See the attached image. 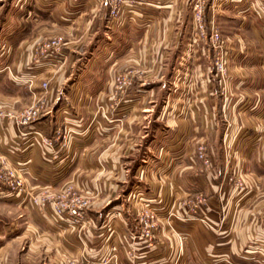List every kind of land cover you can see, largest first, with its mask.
Wrapping results in <instances>:
<instances>
[{
	"label": "crops",
	"instance_id": "obj_1",
	"mask_svg": "<svg viewBox=\"0 0 264 264\" xmlns=\"http://www.w3.org/2000/svg\"><path fill=\"white\" fill-rule=\"evenodd\" d=\"M143 1L117 20L110 0H0L1 151L35 195L56 200L70 188L91 200L83 231L62 234L39 215L57 241L50 264H264V6L209 0L208 28L228 26L229 49L242 52L219 80L211 54L178 51L204 44L190 38L189 0ZM59 34L64 52L35 60ZM122 76L131 85L118 106ZM44 92L40 121L21 128L7 117ZM43 131L59 136L55 161L38 140ZM144 140L148 163L133 167ZM144 206L157 216L152 247L140 237Z\"/></svg>",
	"mask_w": 264,
	"mask_h": 264
},
{
	"label": "built area",
	"instance_id": "obj_2",
	"mask_svg": "<svg viewBox=\"0 0 264 264\" xmlns=\"http://www.w3.org/2000/svg\"><path fill=\"white\" fill-rule=\"evenodd\" d=\"M250 1L251 3L260 1L264 6V0ZM110 3L112 4L111 15L113 17L119 16L123 6V0H110ZM208 3L209 0L196 1L194 7V36L196 40H201L202 38L209 40L215 51L218 50V48L222 50L224 41L218 27L216 25H212L210 28H208V32L206 29L204 17ZM63 45L64 40L61 37L49 39L44 44H42L34 59L40 61L42 58H52L53 55L61 54L63 51ZM226 65L227 61L223 55H219L215 60L217 73L224 75L226 71ZM130 85V77H118L116 80L115 89L118 93H124ZM42 88L46 92L48 89V84L44 83ZM45 92L28 109L18 114L9 113L7 117L10 120H13L18 127H31L49 113L48 100ZM38 138L41 145L44 146L48 157H50L52 161L57 160L58 155L55 142L58 140L59 136L53 137L51 134L48 135L47 132L43 131L38 134ZM31 140H33L32 142L37 141L34 140V137H32ZM199 158L204 161L206 167H211V160L204 148L200 150ZM0 160H2L4 163L7 162V171L5 172V175L1 177V179L3 178L2 180L4 181V184L10 188V193L13 196L25 195L27 200L34 204L39 215L44 218L47 224H51L54 229L62 234H66V232L71 229L75 231H83L85 228H87V226L92 224L91 216L89 214L91 207V200L89 198L72 193V189L70 188L66 195H63L56 200H49L47 197L33 195L32 191L28 187V182L23 175V167L19 164H16L15 162L10 161L9 157L1 150ZM237 186H241V184L238 183ZM136 195L137 196L134 197V201H139L142 203L140 200V193H137ZM205 202V200L199 201L198 205L191 207L192 210H195L197 206H204ZM50 206L53 208L54 214L56 215L55 217H52V215L49 214ZM116 214L121 216L123 212L118 211ZM156 217V212L150 208L146 211V215H144L142 218L143 225L140 237L147 239L150 247H152L153 242L156 239L154 234Z\"/></svg>",
	"mask_w": 264,
	"mask_h": 264
},
{
	"label": "rangeland",
	"instance_id": "obj_3",
	"mask_svg": "<svg viewBox=\"0 0 264 264\" xmlns=\"http://www.w3.org/2000/svg\"><path fill=\"white\" fill-rule=\"evenodd\" d=\"M197 0H189V5L187 8V26H190V21L193 25L194 21V7ZM141 3H145L143 0H123V6L121 8V12L119 16L125 11L126 8L134 9L137 8V13L141 11ZM110 5H112L110 3ZM112 10V6H110ZM209 7L207 6L206 14L208 12ZM143 11V10H142ZM205 14V15H206ZM119 16L117 20L120 19ZM114 19V17H112ZM205 19V17H204ZM206 29L208 32V23L205 22ZM208 25V26H207ZM194 27V26H193ZM193 27L191 29L190 38L195 39L194 36V30ZM219 29V28H218ZM226 30L224 33L219 29V32L222 36V39L224 41L223 49L215 51L212 44L209 40H205V38H202L201 41H204V44L201 45H184L183 47L179 48V53L182 54L183 51L187 55L188 58H191L195 56V54H199L200 49L201 53H206L208 55L211 54V65L213 67V76L217 77L219 80H225V78L228 76V64L226 65V71L225 74L222 75L220 73H217V68L215 66V60L219 55H223L225 60L228 62L230 61L229 65H236L238 62L242 61V52L238 51L237 49L230 50L229 45L227 43L225 34L228 32L229 27L226 26ZM103 32V31H102ZM100 32V33H102ZM189 28L184 30V33L188 35ZM98 34L95 41L97 42L101 34ZM56 37H61L64 40L63 35H57ZM52 39V38H51ZM46 41H43L38 48L40 50L42 44H44ZM65 42V40H64ZM200 43V42H199ZM94 45L91 46L89 49V53L93 52ZM65 46L63 45L62 52H64ZM205 49V51H203ZM246 52L243 53L245 55ZM59 55V54H58ZM58 55H53L52 59L57 58ZM185 55V56H186ZM60 56V55H59ZM202 57V56H201ZM50 59V58H49ZM192 61V60H190ZM59 68V67H58ZM55 68V69H58ZM193 76L191 77V84H193L195 81ZM116 80V79H115ZM196 80V79H195ZM218 80V81H219ZM255 83V82H253ZM120 93V92H119ZM122 95V94H121ZM121 95L117 94L114 95L115 99L117 100L116 103H118V106H122L124 102H126V97L128 94L125 95L124 98H120ZM161 96L159 95L158 99H160ZM125 99V100H124ZM32 101V100H31ZM30 101V102H31ZM30 102L28 103V106L26 109H28L33 104ZM34 102V100H33ZM25 109V110H26ZM24 111V110H23ZM155 128V127H154ZM151 131V130H149ZM150 136V135H148ZM149 138V137H148ZM147 139V137L145 138ZM143 149L140 153V156L137 157L136 162L133 163V167H136L138 164H140L141 168L146 162L145 159V150L147 149V146L145 145V140L142 142ZM205 149V147H203ZM202 149V148H201ZM200 149V150H201ZM1 150V147H0ZM203 161V160H202ZM204 162V161H203ZM205 164V163H204ZM206 166V165H205ZM7 162L4 163L2 160H0V264H50L51 263V257L52 254L50 253V246L57 245V241L50 237V233L48 231L47 225L41 221V218L39 216V213L36 210V207L34 204H32L29 200L26 204H20L17 201H7L5 200V193L4 192H10V188L4 184V181L1 179L5 175V172L7 171ZM144 168V167H143ZM141 181V179H140ZM235 183L241 182L237 178L234 179ZM32 191V190H31ZM3 193V194H2ZM33 193V191H32ZM11 194V193H10ZM12 195V194H11ZM33 195H35L33 193ZM13 196V195H12ZM83 196V195H81ZM14 197H16L14 195ZM85 197V196H83ZM86 198V197H85ZM88 198V197H87ZM144 205V203H143ZM150 208L144 206L142 207L140 213L141 217L143 218L144 215H146V211ZM141 224H143V220H141ZM75 263V259L68 260L64 264H73Z\"/></svg>",
	"mask_w": 264,
	"mask_h": 264
}]
</instances>
